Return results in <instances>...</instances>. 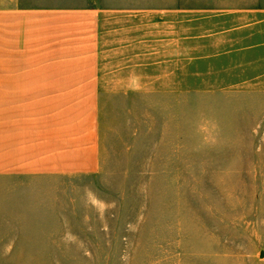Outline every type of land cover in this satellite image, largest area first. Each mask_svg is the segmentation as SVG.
<instances>
[{
  "label": "rangeland",
  "instance_id": "obj_1",
  "mask_svg": "<svg viewBox=\"0 0 264 264\" xmlns=\"http://www.w3.org/2000/svg\"><path fill=\"white\" fill-rule=\"evenodd\" d=\"M42 1L64 13V56L93 35L118 91L100 101L94 175L0 177V264H264V60L227 51L250 42L248 18L179 8L198 0Z\"/></svg>",
  "mask_w": 264,
  "mask_h": 264
},
{
  "label": "crops",
  "instance_id": "obj_2",
  "mask_svg": "<svg viewBox=\"0 0 264 264\" xmlns=\"http://www.w3.org/2000/svg\"><path fill=\"white\" fill-rule=\"evenodd\" d=\"M196 4L179 8L248 18L235 28H249L250 42L227 51H251V66L264 60V0ZM63 25L64 13L49 11L42 0H0V177L19 183L32 177L74 178L94 175L101 164L100 101L118 90L101 85L93 35L79 36L86 38L82 55L64 56ZM257 79L264 80V70L251 84ZM132 93L120 91L121 97ZM134 93L143 98L142 87ZM149 93L153 98L158 91Z\"/></svg>",
  "mask_w": 264,
  "mask_h": 264
}]
</instances>
